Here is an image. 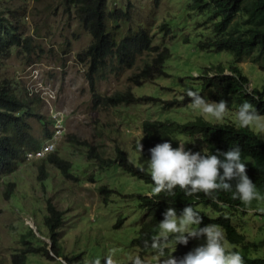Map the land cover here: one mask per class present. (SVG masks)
Returning <instances> with one entry per match:
<instances>
[{
    "label": "rangeland",
    "instance_id": "rangeland-1",
    "mask_svg": "<svg viewBox=\"0 0 264 264\" xmlns=\"http://www.w3.org/2000/svg\"><path fill=\"white\" fill-rule=\"evenodd\" d=\"M192 2L108 0V10L130 12L127 20L109 19L107 22L117 39L142 25L150 31L154 44L168 46L170 55L164 64L167 75L139 86L132 84L129 76L150 60L152 55L148 52L140 54L132 68L107 71L104 77H98L96 91L101 95L130 89L136 97L154 99L105 107L95 104L86 76L87 64L77 57L90 44L92 36L80 24L73 7L64 4V0H0V10L15 11L20 31L31 38L32 44L29 50L13 47L7 56L0 57V78L9 79L20 95L34 100L40 117H29L28 121L40 139L44 138L43 122L52 131L53 111L64 114L65 133L53 153L73 164V176L67 177L45 158L30 161L25 158L15 172L0 180V264H12V254L22 247L21 237L30 229L48 242V248L51 247L44 224L49 199L66 212L60 241L63 256H76L73 264H90L93 258H99L103 264L108 254L113 264H129V256L139 255V248L132 240L137 236L145 211L138 207L137 195L152 193V185L123 170L117 163L100 168L96 159L88 157V152L90 146H94L102 156L114 158L115 148L120 146L134 164L144 168L149 156L135 149L142 136V122L184 123L200 116L190 107L191 98L185 95L186 87L212 100L213 89L204 88L201 77L208 68L218 64L226 67L225 73L230 74L228 68L234 57L226 50L200 47L202 42L214 37V20L209 19L210 11L192 8ZM239 18L242 19L241 15L238 21ZM163 22L170 28L167 35L159 28ZM235 64L250 79L244 93L262 88L264 68L259 63L245 57ZM214 72V68L210 69L209 75ZM172 100L177 103L168 105L166 101ZM244 100L241 92L229 95L226 99L228 110L220 123L235 124V109ZM257 133L264 141V133ZM180 139L184 143L200 142L198 137L191 140L182 135ZM40 165H44L48 175L42 180L38 172ZM91 175L95 182L89 179ZM10 182L16 186L13 194L6 197L5 190ZM102 185L113 190L107 202L99 191ZM199 209L210 216L218 215L209 207L200 205ZM226 212L251 243L249 255L264 257V199L252 200L247 210ZM119 219L123 223L116 227ZM222 233L225 237L223 230ZM225 240L232 249L233 245ZM203 243V237L195 238L192 247L195 249ZM174 248L172 243L170 250ZM154 252L144 255L147 264H155ZM54 257L52 260L43 254H30L27 264H69L62 257Z\"/></svg>",
    "mask_w": 264,
    "mask_h": 264
},
{
    "label": "trees",
    "instance_id": "trees-1",
    "mask_svg": "<svg viewBox=\"0 0 264 264\" xmlns=\"http://www.w3.org/2000/svg\"><path fill=\"white\" fill-rule=\"evenodd\" d=\"M64 4L73 7L76 17L82 27L90 33L92 41L77 57L87 64L86 76L90 82L95 104L105 107L115 106L123 103L137 102L140 99L154 100L153 97H136L132 90L116 91L112 95H101L96 91L98 77H104L107 71L114 72L129 69L135 66L138 56L144 52L150 53V60L146 61L138 70L129 76V81L136 85H142L148 81H154L161 75H167L164 64L169 58L170 50L165 44H154L153 36L148 28L140 25L136 30L131 29L120 39H117L115 31L109 30L107 22L109 19H129L130 12L123 9L108 10V0H64ZM192 8L201 11H210V20L213 22L214 37L202 42L200 47H214L219 51H229L233 55V64L228 68L230 74L225 73L226 67L218 64L208 68L201 77L204 88H212V100H226L229 95L241 92L244 98L255 106L257 111L264 114V85L262 88H253L251 92L244 93L250 79L242 69L235 64L245 57H250L254 62L264 68V0H193ZM241 15L242 19L237 17ZM207 23V22H206ZM160 31L169 34L170 28L166 22L160 25ZM32 46L31 38L25 36L19 28V20L15 11L0 10V57L7 56L13 47H22L27 50ZM215 70L209 75L210 69ZM149 79V80H148ZM168 105L177 103L176 100L166 101ZM29 117H40L35 110V102L32 98L20 95L16 91L13 82L7 78H0V180L15 172L19 163L25 158L27 150L38 149L44 138L51 136L48 125L44 124V138L40 139L33 133ZM187 136L191 140L199 138L200 142L186 141L185 148L192 151L207 149L215 153L217 150L226 151L230 147L238 145L241 149L242 159L246 163V173L253 181L256 189L264 195V141L251 128H238L231 122H212L198 116L194 120L184 123L171 120H144L142 122L141 143L142 154L150 156L148 149L168 140L176 147L181 137ZM139 139V140H140ZM89 158L96 159L100 168L117 163L123 170L133 176L142 179L147 184L153 183L147 171H141L143 167L137 166L129 158L125 149L120 146L115 148V157L107 158L96 151V147L90 146ZM49 163L55 165L63 176H73L72 161L50 153L45 157ZM39 179L48 175L44 165H40ZM89 179L95 182L93 175ZM15 183H8L5 196L13 194ZM107 202L112 189L107 185L99 187ZM173 195L165 192L158 194H138V207L145 211L141 220L137 236L133 238L132 244L139 248V256L151 251V237L156 234L158 223L163 219V213L168 208H173L179 215L187 206H192L201 215V227L212 223L218 225L225 233V238L233 245L230 250H237L243 257L244 264H264V257H252L249 255L251 243L247 241L246 235L241 232L233 222L227 210H247L246 205L238 198H233L230 191L215 190L210 196L203 192L185 195L178 186L173 190ZM209 207L218 213L210 216L199 206ZM65 211L60 210L52 202L47 201V214L44 224L47 228L48 242L38 237L33 229L21 237L22 247L12 254V264H27L30 254H43L46 258L54 260L55 256L63 257L69 264H73L76 256L70 258L63 256V246L60 241V228L64 224ZM122 219L118 220L116 227L121 226ZM189 238L187 244L178 243L172 255L182 258L193 250V240ZM148 242V246L145 245ZM165 249L168 255L170 245ZM175 245V243H174ZM252 246V245H251Z\"/></svg>",
    "mask_w": 264,
    "mask_h": 264
},
{
    "label": "clouds",
    "instance_id": "clouds-1",
    "mask_svg": "<svg viewBox=\"0 0 264 264\" xmlns=\"http://www.w3.org/2000/svg\"><path fill=\"white\" fill-rule=\"evenodd\" d=\"M185 95L191 98V109L204 119L220 122L225 117L228 110L226 100L206 99L200 95L198 90H193L190 87L185 88ZM61 115L65 128L64 114L61 113ZM51 122L53 125L52 134L40 147L54 135L55 120L51 119ZM234 123L238 128H252L259 133H264V115H261L255 106L247 100L237 105ZM64 133L65 129L57 139L55 149L50 153L56 151L58 141ZM140 141L141 139L135 145L138 153H142L143 149V144ZM30 150L26 151L25 158ZM148 152L150 156L144 161L145 167L141 171L146 170L150 175L153 183L151 191L154 194L163 191L168 195H173V190L178 186L185 195L203 192L210 196L215 190L230 191L233 198H238L246 205L254 199L258 201L264 199V195L256 189L255 184L246 173V163L242 159L241 149L238 145L232 146L226 151L217 150L213 153L207 149L201 151L186 149L184 142H179L176 147H173L170 141L165 140L149 148ZM200 225L201 215L192 206L185 207L179 215L175 209L168 208L163 213V219L158 223L159 231L151 237L150 247L155 250L154 255L157 256L155 264H244L241 253L229 249L218 225L212 223L202 227ZM170 237L171 241H174L175 247L178 243L187 244L189 238L203 237L204 243L189 251L182 258H176L172 255L175 248L165 255ZM145 245L148 246L147 241H145ZM128 260L129 264H147V261L139 255L129 256ZM90 264H101V261L99 258H93ZM103 264H113L110 254L105 255Z\"/></svg>",
    "mask_w": 264,
    "mask_h": 264
},
{
    "label": "built area",
    "instance_id": "built-area-1",
    "mask_svg": "<svg viewBox=\"0 0 264 264\" xmlns=\"http://www.w3.org/2000/svg\"><path fill=\"white\" fill-rule=\"evenodd\" d=\"M53 119L55 120L54 135L42 147L38 148L37 150L28 151L26 154V158L28 160H32L35 158H43L55 149L57 145V139L62 135L65 128L63 125V117L60 112L58 113L54 110Z\"/></svg>",
    "mask_w": 264,
    "mask_h": 264
},
{
    "label": "bare ground",
    "instance_id": "bare-ground-1",
    "mask_svg": "<svg viewBox=\"0 0 264 264\" xmlns=\"http://www.w3.org/2000/svg\"><path fill=\"white\" fill-rule=\"evenodd\" d=\"M149 80V79H148ZM119 131V130H118ZM53 255V254H52ZM54 256V255H53Z\"/></svg>",
    "mask_w": 264,
    "mask_h": 264
}]
</instances>
